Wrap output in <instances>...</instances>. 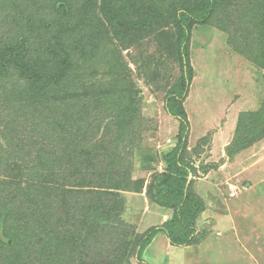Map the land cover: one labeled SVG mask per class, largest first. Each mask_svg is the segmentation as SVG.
<instances>
[{"label":"trees","instance_id":"obj_1","mask_svg":"<svg viewBox=\"0 0 264 264\" xmlns=\"http://www.w3.org/2000/svg\"><path fill=\"white\" fill-rule=\"evenodd\" d=\"M0 1L5 3L0 5V16L8 13L10 18H5L18 28L26 22L19 29L20 36L0 40V111L5 117L0 118V264H89L83 249L89 250L90 242L84 235L96 232L101 238L100 264H122L129 244L131 254L144 263L145 250L160 234L172 247L191 246L203 203L193 192L189 179L193 167L184 158L189 122L182 105L193 76L192 28L210 22L220 8L219 0H148L134 10L123 5L125 0H95L106 9V16L101 13L108 23L106 29L91 17L98 12L92 0H28L26 15L21 4L6 10L8 0ZM139 12L172 29L166 50L175 52L179 79L166 92L164 109L178 121L179 129L175 147L163 158L165 171L156 187L151 185L146 192L170 216L161 227L150 228L131 244L122 231L125 226L117 224L121 212L117 192H138L142 182L133 187L130 173L99 174L97 169L103 162L115 166L121 159L118 146L130 141L139 105L137 92L128 77L111 69L104 78L108 81L86 83L95 76H89L90 69L79 74L76 63L90 66L97 53L109 51V44L102 41L106 32L113 33L123 49L134 47L140 30L133 20ZM37 18L44 19L50 30L39 32L34 24ZM258 60L264 67L263 58ZM247 117L250 123L239 139L240 146L264 138V103ZM21 119L29 123V129ZM243 123L241 119L238 137ZM20 129L30 136L19 138ZM86 173L97 175L107 193L88 191L89 187L81 185ZM73 200H78L75 214L69 203ZM105 233L123 237L121 243L113 240L112 244ZM107 243L113 249L102 256Z\"/></svg>","mask_w":264,"mask_h":264},{"label":"rangeland","instance_id":"obj_2","mask_svg":"<svg viewBox=\"0 0 264 264\" xmlns=\"http://www.w3.org/2000/svg\"><path fill=\"white\" fill-rule=\"evenodd\" d=\"M147 1L125 0L123 5L134 10ZM163 1L167 2L160 0ZM91 2L98 11L91 17L106 29L108 23L102 16L106 9L100 7L99 1ZM219 3L220 8L208 24L192 28L189 59L193 76L182 105L189 122L184 158L193 167V175L189 177L193 192L203 203V211L196 220V240L188 247H172L164 235H157L143 254L144 263L137 261L135 253L131 254L129 244L127 260L122 264H264V138L244 146H240L239 140L247 133L250 123L247 115L257 112L264 103V67L261 62L258 64L259 57L264 60V0H219ZM16 4L24 7L26 15L28 0H8L6 10ZM135 15L133 21L140 32L137 39L134 37L137 42L134 47L123 49L115 35L106 32L108 36L102 41L109 44V51L95 55L96 60L90 66L96 68L92 69L89 63H76L79 74L90 69L89 76H95L86 83L107 78L111 69L128 77L137 92L139 105L130 141L118 146L121 159L115 161V166L102 161L97 169L99 174L110 170L124 176L130 173L133 187L142 182L138 192H117L121 210L117 224L125 226L122 231L131 244L150 228L161 227L170 216V211L152 203L146 192L151 185L156 187L165 171L163 158L175 147L179 129L178 121L164 109L165 94L179 79L175 52L168 54L166 50L172 29L140 12ZM5 16L10 18L6 12L0 16V40L20 36L26 22L18 28ZM34 24L41 33L46 27L51 28L41 18ZM105 54L116 67L109 64ZM5 85L11 86V82ZM1 101L0 90V106ZM0 112V118H5ZM241 119L244 128L238 137ZM19 122L29 129L25 119ZM19 135L24 139L30 136L22 129ZM100 137L101 133L97 139ZM85 178L80 184L89 187L88 191L107 193L102 189L105 183L97 180V175L86 173ZM229 186L238 189L234 199L227 194ZM75 201L69 202L73 214L77 212ZM107 233L106 240L121 243L123 237ZM84 237L90 242L89 250L86 251L87 246L83 249L87 262L100 264L97 262L102 250L100 236L96 232ZM112 249L110 243L104 244L102 256L109 255Z\"/></svg>","mask_w":264,"mask_h":264},{"label":"built area","instance_id":"obj_3","mask_svg":"<svg viewBox=\"0 0 264 264\" xmlns=\"http://www.w3.org/2000/svg\"><path fill=\"white\" fill-rule=\"evenodd\" d=\"M227 194H228L230 199H234L238 196V189L235 188L234 186H229Z\"/></svg>","mask_w":264,"mask_h":264}]
</instances>
